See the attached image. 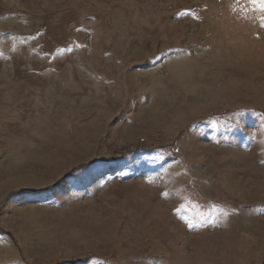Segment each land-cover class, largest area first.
<instances>
[{
    "label": "rangeland",
    "instance_id": "1",
    "mask_svg": "<svg viewBox=\"0 0 264 264\" xmlns=\"http://www.w3.org/2000/svg\"><path fill=\"white\" fill-rule=\"evenodd\" d=\"M0 264H264L259 0H0Z\"/></svg>",
    "mask_w": 264,
    "mask_h": 264
},
{
    "label": "snow or ice",
    "instance_id": "2",
    "mask_svg": "<svg viewBox=\"0 0 264 264\" xmlns=\"http://www.w3.org/2000/svg\"><path fill=\"white\" fill-rule=\"evenodd\" d=\"M257 2V0H253V3H256ZM259 3H260V7L262 8V9H264V0H259ZM182 15L183 14H185V13H181ZM198 18V17H197Z\"/></svg>",
    "mask_w": 264,
    "mask_h": 264
},
{
    "label": "built area",
    "instance_id": "3",
    "mask_svg": "<svg viewBox=\"0 0 264 264\" xmlns=\"http://www.w3.org/2000/svg\"><path fill=\"white\" fill-rule=\"evenodd\" d=\"M144 140V139H143ZM176 152L178 153L179 152V150L178 149H176Z\"/></svg>",
    "mask_w": 264,
    "mask_h": 264
}]
</instances>
